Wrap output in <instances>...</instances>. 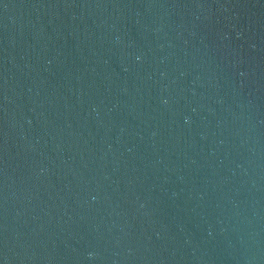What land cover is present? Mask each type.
<instances>
[{
  "label": "water",
  "instance_id": "water-1",
  "mask_svg": "<svg viewBox=\"0 0 264 264\" xmlns=\"http://www.w3.org/2000/svg\"><path fill=\"white\" fill-rule=\"evenodd\" d=\"M0 264H264V0H0Z\"/></svg>",
  "mask_w": 264,
  "mask_h": 264
},
{
  "label": "clouds",
  "instance_id": "clouds-1",
  "mask_svg": "<svg viewBox=\"0 0 264 264\" xmlns=\"http://www.w3.org/2000/svg\"><path fill=\"white\" fill-rule=\"evenodd\" d=\"M138 59H139V57H138ZM89 256L91 257L92 256V253H89Z\"/></svg>",
  "mask_w": 264,
  "mask_h": 264
}]
</instances>
